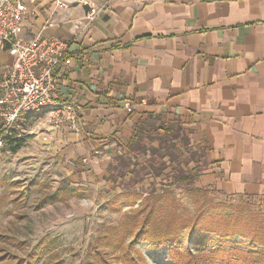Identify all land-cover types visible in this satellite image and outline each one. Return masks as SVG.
I'll return each instance as SVG.
<instances>
[{
    "label": "crops",
    "instance_id": "1",
    "mask_svg": "<svg viewBox=\"0 0 264 264\" xmlns=\"http://www.w3.org/2000/svg\"><path fill=\"white\" fill-rule=\"evenodd\" d=\"M23 1V38L69 43L58 92L80 130L52 126L48 110L24 125L36 123L72 184L139 202L143 187L173 178L152 171L158 139L182 136L203 155L179 162L195 189L264 199V0H92L100 13L79 29L88 7Z\"/></svg>",
    "mask_w": 264,
    "mask_h": 264
},
{
    "label": "rangeland",
    "instance_id": "2",
    "mask_svg": "<svg viewBox=\"0 0 264 264\" xmlns=\"http://www.w3.org/2000/svg\"><path fill=\"white\" fill-rule=\"evenodd\" d=\"M46 111L26 114L16 124L14 139L0 142V264H28L34 251L35 264H175L172 248L182 264H210L217 260V247L231 244L261 261L264 199L225 198L195 190L185 179L194 176L193 170L179 162L182 154L186 163L203 155L184 137L158 139L164 150L156 154L158 165L151 169L173 178L143 187L149 194L139 202L129 196L108 203L111 196L102 193V187L72 184L64 164L38 137L36 119ZM28 119L36 120L30 128L24 125ZM162 154L173 163L171 171L163 169ZM148 204L155 209L150 219ZM161 225L178 226V241L158 243L155 235ZM146 226L154 240L137 235Z\"/></svg>",
    "mask_w": 264,
    "mask_h": 264
},
{
    "label": "built area",
    "instance_id": "3",
    "mask_svg": "<svg viewBox=\"0 0 264 264\" xmlns=\"http://www.w3.org/2000/svg\"><path fill=\"white\" fill-rule=\"evenodd\" d=\"M60 8L70 5L88 7L76 28L87 26L99 15L92 0H56ZM23 0H0V142L11 137L26 114L48 110L51 125H69L79 131L81 123L74 102L58 92V68L66 59L69 43L58 37L22 35L26 15ZM8 52L10 61H2Z\"/></svg>",
    "mask_w": 264,
    "mask_h": 264
},
{
    "label": "trees",
    "instance_id": "4",
    "mask_svg": "<svg viewBox=\"0 0 264 264\" xmlns=\"http://www.w3.org/2000/svg\"><path fill=\"white\" fill-rule=\"evenodd\" d=\"M7 139H14V138L11 136V137H9ZM162 170H160V172ZM185 179H186V182H189L190 180L193 179V177L190 176V177H186ZM195 190H197L199 192H202V193H207V192L202 191V190H198V189H195ZM146 208H150L149 213H148V215L146 217V219L147 218L150 219L151 216L153 215V212L155 211V209L150 204H148L146 206ZM156 229H158V227H154V230L157 232ZM159 229L161 231H159ZM159 229H158L157 235H155L152 232V234H154L155 237L157 238L156 241H158V243L159 242L161 243L163 241V239L169 240L170 242H175V241H178V238H180L179 237L180 236V232L177 230L178 226H172L171 225L170 227H166L165 225H161L159 227ZM146 231H147V226H146L145 229L143 228V230L139 232L140 234L138 233L137 235H139V236L143 235L142 237H144V236L146 237L147 236L150 239H152L151 236H148L146 234ZM152 240H154V238ZM250 240L252 241V246H253V244H254L253 242L255 241L254 237H251ZM231 245L232 246H230V245L228 247L226 246V248L223 247V246L217 247L216 251L214 253V254H216L217 260L214 258L213 261L210 262V264H236V263L237 264H260L261 262H264V258H263L264 255L261 256V261H260L259 259L257 260L256 258L251 257V253L250 252L242 250L241 248H239L238 246H234L233 244H231ZM171 253L172 254L170 255V258L174 261V263L175 264H182V261L179 258V253L177 252V250L172 248ZM188 253H187V255H188ZM35 255H36V253L33 252L32 258H34ZM227 259H229L228 262H226ZM195 264H197V263H195ZM207 264H209V262Z\"/></svg>",
    "mask_w": 264,
    "mask_h": 264
}]
</instances>
